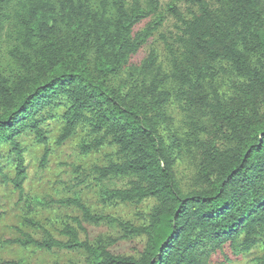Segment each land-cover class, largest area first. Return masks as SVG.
Instances as JSON below:
<instances>
[{
	"label": "trees",
	"instance_id": "1",
	"mask_svg": "<svg viewBox=\"0 0 264 264\" xmlns=\"http://www.w3.org/2000/svg\"><path fill=\"white\" fill-rule=\"evenodd\" d=\"M11 4L8 73L16 76L7 78L0 61V150L8 145L16 159L11 183L19 195L25 168L17 139L31 133L45 146L43 125L62 110L61 141L85 126L96 137L87 152L104 144L117 149L119 161L94 169L96 180L129 181L125 188H102L103 202L157 205L134 226L93 216L78 200L55 202L77 209L85 222L117 224L124 240L144 237L137 258L80 241L78 219L59 231L63 241L22 233L5 245L84 251L85 264H210L225 248L246 255L264 240V0H188L187 16L169 8L179 26L176 49L168 47L169 71L150 54L130 73L129 88H114L110 79L161 26L155 19L133 32L157 16L158 0H0V34ZM229 75L238 80L232 95L218 83ZM173 101L193 126L183 141L164 138L165 108ZM208 120L224 144L202 139ZM183 147L197 158L195 187L187 191L175 172Z\"/></svg>",
	"mask_w": 264,
	"mask_h": 264
},
{
	"label": "rangeland",
	"instance_id": "2",
	"mask_svg": "<svg viewBox=\"0 0 264 264\" xmlns=\"http://www.w3.org/2000/svg\"><path fill=\"white\" fill-rule=\"evenodd\" d=\"M130 1V0H128ZM146 0H142L144 2ZM214 5L215 0H207ZM159 10L155 18H150L134 28V34L141 32L148 23L155 19L162 20L158 30L147 40L138 53L133 56L127 66L110 79V85L120 88L126 85L129 88V75L139 70L142 63L153 54L161 70L168 73L170 68V54L168 47L176 49L178 23L172 17L169 8L175 7L183 16L188 13V0H158ZM14 4L7 8V17L3 22L0 34V61L7 78L16 75L9 74L13 62L8 55L13 42L11 13ZM237 79L232 75L222 76L220 83L222 92L232 95ZM62 110H58L54 118L43 125L46 136L45 146L39 144L33 134H26L17 139L22 150L25 176L22 181L23 194L20 196L11 180L15 177L16 159L10 153L8 145L0 150V262L12 261L19 264H85L88 256L84 251H44L33 247H20L18 245H5L8 240L21 238L22 233L31 236L34 240L42 241L51 236L55 240L64 239L59 231L65 224L75 227L73 219L81 222L83 231H79V240L86 241L94 247L103 246L110 253L121 257L137 258L145 245V238L132 240L120 238L122 232L117 224L88 223L83 220L80 211L75 208L58 207L55 202L78 200L85 205L90 214L96 217H109L122 223H131L140 226L144 217L151 213L157 203L154 200L145 201L139 205L106 204L102 200V188L109 190L125 188L129 179H111L98 184L94 169L105 167L118 162L120 157L117 149L104 144L99 150L87 152L96 137L92 136L90 129L85 126L78 127L65 141L63 135V122L58 118ZM169 117L163 125L164 138L172 141L173 137L188 139L193 126L187 123L184 112L179 104L171 102L165 108ZM264 113V109H263ZM205 119V118H202ZM207 133L203 140L215 142L220 146L224 144L223 136L208 120L203 126ZM203 129V128H202ZM204 131V130H203ZM223 132V128L220 129ZM170 137V138H169ZM184 144L181 142V145ZM193 148V146H191ZM175 162V172L185 191L195 187L196 173L195 150L183 147ZM31 220L39 225L34 229L26 226L24 220ZM264 240L246 255L234 256L231 250L225 248L211 258L210 264H264Z\"/></svg>",
	"mask_w": 264,
	"mask_h": 264
}]
</instances>
